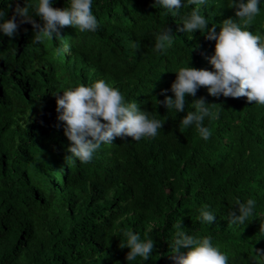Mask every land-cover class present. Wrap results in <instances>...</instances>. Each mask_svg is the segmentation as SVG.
I'll return each mask as SVG.
<instances>
[{"label": "trees", "instance_id": "1", "mask_svg": "<svg viewBox=\"0 0 264 264\" xmlns=\"http://www.w3.org/2000/svg\"><path fill=\"white\" fill-rule=\"evenodd\" d=\"M16 2L0 0L8 18ZM182 2L173 16L153 7L155 0H92L98 30L64 27L63 41L34 43L36 30L28 23L14 38L0 33V264H174L173 226L179 220L189 235L210 236L228 264H264L254 252L264 249V106L246 97H212L205 87L185 97L183 112L157 102L165 99V89L175 98L170 89L179 67L214 70L209 59L215 41L199 30L179 31L181 18L195 7ZM229 3L206 0L200 6L209 28L228 18L238 22ZM67 4L52 0L55 8ZM34 19L43 26L42 18ZM168 27L175 39L158 53L156 35ZM250 31L264 34V5ZM187 36L191 40L182 44ZM137 42L139 48L133 47ZM101 79L164 127L155 138L117 137L102 144L88 164L66 161L71 142L57 119L56 94ZM201 97L219 104L216 118L204 120L212 131L207 140L194 125L180 127ZM248 199L256 201L254 214L229 225V211ZM203 205L216 216L213 223L202 220ZM125 230L155 242L147 261H127L130 249L119 247Z\"/></svg>", "mask_w": 264, "mask_h": 264}, {"label": "clouds", "instance_id": "2", "mask_svg": "<svg viewBox=\"0 0 264 264\" xmlns=\"http://www.w3.org/2000/svg\"><path fill=\"white\" fill-rule=\"evenodd\" d=\"M205 3L206 0H187L188 5L195 7L181 18L183 27L179 31L194 33L199 30L207 40L215 41V53L209 59L214 70L179 67L174 71L176 79L170 89L175 98L167 95L169 90H162L160 95L165 99L157 101L158 104L168 111L175 109L183 112L185 97H195L199 88L205 87L212 97H246L248 103L255 102L264 106V34L250 31L264 0H230L229 7L236 9L238 22L228 18L218 26L213 23L211 28L200 7ZM156 5L167 9L173 16L185 6L182 0H155L153 7ZM8 7L11 9L12 4ZM34 17L42 18V27ZM25 23L31 24L36 30L34 43L42 42L44 38L63 41L65 38L60 29L64 27H74L79 32H96L100 27L92 11V0H68L63 9L53 7L52 0H38L35 5L24 0L23 7L17 0L11 18H8V12L0 9V33L4 36L14 38L19 27ZM217 27L220 29L218 33ZM155 39L154 51L166 52L175 36L168 27L156 35ZM190 40V36L184 37L182 44ZM133 47L139 48V43H134ZM196 53L198 56L206 55L200 51ZM218 105L207 103L204 97L194 100L191 107L195 111H188L180 127L194 125L201 138L209 139L212 131L204 125V120L206 117L216 118L213 109ZM56 112L58 121L63 124L64 135L71 142V146L66 149L70 155L65 160L76 158L83 164L93 160L102 144H112L117 137H130L137 142L142 138H155L165 124L152 113L142 110L137 101L126 102L120 89L103 79L87 85L80 83L65 90L62 96L56 94ZM237 204L238 207L228 213L229 225L244 224L254 214L255 199H248L246 203L237 201ZM200 216L208 223L216 219L209 205L200 208ZM173 227L176 229L171 244L174 264H228V255L212 244L210 236L199 238L189 235L182 227L181 220ZM260 232H264V225H260ZM123 235L126 242H120L119 247L130 249L127 261L137 257L147 261L155 249V242L147 236L142 240L139 234L131 230H125ZM182 248L190 250L184 253ZM254 252L258 259H264V249L254 248Z\"/></svg>", "mask_w": 264, "mask_h": 264}, {"label": "rangeland", "instance_id": "3", "mask_svg": "<svg viewBox=\"0 0 264 264\" xmlns=\"http://www.w3.org/2000/svg\"><path fill=\"white\" fill-rule=\"evenodd\" d=\"M108 198H109V197H108ZM108 198H107V199H108Z\"/></svg>", "mask_w": 264, "mask_h": 264}]
</instances>
